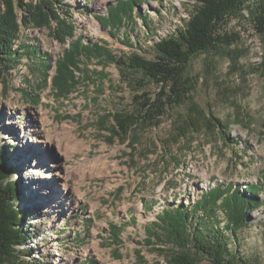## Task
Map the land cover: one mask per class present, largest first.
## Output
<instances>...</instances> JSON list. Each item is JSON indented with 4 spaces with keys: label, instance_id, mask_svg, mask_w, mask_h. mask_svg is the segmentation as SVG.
<instances>
[{
    "label": "rangeland",
    "instance_id": "rangeland-1",
    "mask_svg": "<svg viewBox=\"0 0 264 264\" xmlns=\"http://www.w3.org/2000/svg\"><path fill=\"white\" fill-rule=\"evenodd\" d=\"M56 1L78 37L104 41L123 57L137 48L150 60L156 59L153 45L182 27L198 2L150 0L140 8L149 27L137 18L124 36L125 29L111 35L95 18L119 0ZM22 14L18 9L19 18ZM221 29L238 34L240 41L198 54L188 69L193 101L202 114L187 103L169 109L160 125L139 124L124 138L113 135V116L135 112L134 97L158 89L142 75L123 74L114 65L103 67L89 59L85 71L100 73L101 81L81 86L69 100H56L51 84L37 89L39 60L25 57L0 78V145L11 152L10 163L16 158L22 169L13 180H21L24 195L34 198L25 202L32 238L25 248L33 254L23 259L34 264H83L88 259L141 264L142 256L146 264H167V255L144 246V227L167 204L174 200L188 207L220 184L243 189L254 185L264 199V35L247 12ZM129 39L135 48L124 44ZM20 40L39 48L42 57L50 55L52 77L67 46L49 29L33 26L22 27ZM22 90L33 98L40 95L39 104L28 101ZM211 117L228 127L232 144L217 126H210ZM43 134L54 144L41 141ZM58 169L63 174L69 170L67 181L54 176ZM218 217L226 223L223 212ZM114 225L117 236L110 230ZM230 244L248 264H264V206L251 214ZM196 258L198 264H211Z\"/></svg>",
    "mask_w": 264,
    "mask_h": 264
},
{
    "label": "trees",
    "instance_id": "trees-1",
    "mask_svg": "<svg viewBox=\"0 0 264 264\" xmlns=\"http://www.w3.org/2000/svg\"><path fill=\"white\" fill-rule=\"evenodd\" d=\"M149 1L119 0L107 7V14L95 18L111 35L125 29L121 34L126 36L128 25L137 18L149 27L147 16L140 10ZM154 1L163 3L165 0ZM57 3L56 0H34L31 3L0 0V78L25 57L34 62L39 60L40 65L36 68L42 78L37 89L41 91L51 84L56 100H69L81 86L101 81L97 75L100 73L93 75L85 71L84 64L89 59L103 67L114 65L123 74L142 75L158 89L153 95L146 92L136 95L133 99L135 112L113 116L115 126L111 131L118 138L128 137L139 124L151 127L160 125L169 109L187 103L192 104L198 115L202 114L193 101V83L188 69L198 54L216 51L240 41L238 34L224 33L222 26L240 19L247 12L258 33L264 35V0H198L195 12L188 21L174 34L153 45L155 60L140 55L130 39L124 44L135 48L136 52L123 57L115 55L104 41L87 42L78 37L75 25L64 17ZM18 9L23 13L22 18H19ZM28 26L49 29L55 40L67 46L55 63L52 77L50 72L54 68L49 62L50 55L42 57L39 48L30 47L20 40L22 27ZM17 42L19 46L15 48ZM98 88L102 89L99 84ZM22 93L34 105L39 104L40 95L33 98L26 90H22ZM209 124L214 129L217 126L225 141L233 143L226 125L214 117H211ZM9 152L0 145V264H34L23 259V256L33 254L32 250L25 248L32 239L26 226L30 211L25 209V202L34 198L24 195L21 180H13L16 172L22 169L17 166L16 158L12 157L14 162L10 163L8 157L12 154ZM262 181L264 184V178ZM147 206L149 210L153 209L152 204ZM262 206L264 199H260L254 185L245 189L232 184L217 185L188 207L174 200L163 207L155 220L144 227L147 236L144 246L167 255V264H198L196 256L207 258L211 264H248L231 251L230 239L237 237L249 224L251 214ZM218 212H223L226 223H221ZM110 230L117 236L116 225ZM64 231L67 232V229ZM139 259L141 264H146L142 256ZM83 264L99 263L88 259Z\"/></svg>",
    "mask_w": 264,
    "mask_h": 264
},
{
    "label": "bare ground",
    "instance_id": "bare-ground-1",
    "mask_svg": "<svg viewBox=\"0 0 264 264\" xmlns=\"http://www.w3.org/2000/svg\"><path fill=\"white\" fill-rule=\"evenodd\" d=\"M104 3V2H103ZM83 22V21H82ZM100 29V26L97 25V30ZM39 139H41V141L45 142V143H50V144H54V141L53 139H51L49 136H46V135H42ZM38 141V140H37ZM69 171V170H68ZM68 171L67 169H65V172L64 174L62 173L61 170H56V172L54 173V176H59L60 178L64 179V181H67L68 180V177H70V175L68 176ZM71 172V171H70ZM53 175V173H52ZM51 177V176H50ZM64 188L66 189L67 188V185L66 184H63Z\"/></svg>",
    "mask_w": 264,
    "mask_h": 264
}]
</instances>
